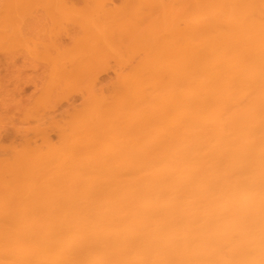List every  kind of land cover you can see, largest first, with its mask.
<instances>
[{
	"label": "bare ground",
	"instance_id": "1",
	"mask_svg": "<svg viewBox=\"0 0 264 264\" xmlns=\"http://www.w3.org/2000/svg\"><path fill=\"white\" fill-rule=\"evenodd\" d=\"M124 2L0 0L41 106L84 98L0 159V264H264V0Z\"/></svg>",
	"mask_w": 264,
	"mask_h": 264
},
{
	"label": "rangeland",
	"instance_id": "2",
	"mask_svg": "<svg viewBox=\"0 0 264 264\" xmlns=\"http://www.w3.org/2000/svg\"><path fill=\"white\" fill-rule=\"evenodd\" d=\"M70 1L77 4L78 6H83L85 4V0H70ZM106 1L109 4V6L112 5L113 7L118 6V5L122 6L125 3L124 2L125 0H106ZM39 13H42V12H39ZM41 16L43 17L44 15L41 14ZM39 17H40L39 15L36 16L35 18L36 20H34L36 24H33L34 23L33 19H32V22L28 23V27H29L28 32L30 33V31L35 30V34L34 32H32V34L35 35L34 38H37V35H38L37 33H41V35L43 34V36L39 34L41 37L40 40H44L46 37H47L46 39H48L49 37L48 34L52 27L51 25H48L49 23L47 24L46 18L43 17L39 19ZM38 21H41V23ZM68 25L69 24L65 25V27L63 28L65 30L62 31L60 35H58L59 36L58 40L61 41V44L64 46H70L73 39L77 37L78 34L80 33L79 32L80 29L77 26H74V24H71V23L69 26ZM70 26L71 27L73 26V28H71ZM45 28H46V31L48 30L47 32L46 31L44 32ZM77 29H78V33L74 32ZM65 31L68 33H66ZM72 33L76 35L73 36ZM63 34L70 36V37H65ZM33 36L31 35V37ZM70 38L72 40L69 43ZM21 51L19 49L17 51H7L9 53H6V51L0 52V159L5 158V156L7 157V155L9 157L11 155L12 149L20 148L21 146H23L24 142L26 143V141L28 142L29 140H32L33 138L34 139L32 141H29L30 143L35 144V145L41 144L42 140H41L40 135H38L39 130L46 129L48 135L51 132L50 134L54 136L53 137L51 135L49 136L51 139L53 138L52 141H54L55 136H56V139L54 141L56 142L58 139V136H57V132H55L54 129L52 128L53 124H56V122L57 123L60 122L62 119H65L64 118L65 116L68 117L72 113L69 111H73L74 108H80L84 103V98L83 99L81 98L83 97L81 96V93L77 91H73L74 93L73 92L72 93L70 92V94L68 93L69 96L68 95L65 97L60 96L59 100L57 101H55L56 99L53 100V102L49 104L51 105L49 106L50 110L48 106L47 108L44 106H41V103L39 102H41L40 100L42 98V94L44 93V89H45L44 87L47 86L46 85L48 84L47 80H49L48 78L51 74L49 72V75H48V70L51 71V69L47 68L48 64L46 61L41 60V62H39L40 60L38 59L35 60L34 57L32 59V57L30 56L28 52L26 53L24 52V50L22 52ZM113 63L114 62L110 64V67L108 68V70L102 71L101 72L102 74L99 75V78H100L99 81L103 86H107V85L109 86L111 83H113V81H116L117 79L116 72L118 68L115 63L113 66ZM101 80H103V82ZM44 84L46 86H44ZM31 108H33V110H31ZM68 112L70 113L69 115H68ZM41 113L43 116L41 115ZM26 115L31 116V118L33 117L35 118L29 119V116H26ZM50 115L55 117V120L54 118L52 119ZM34 119L35 120L37 119L40 121L36 122ZM44 120H46L45 121L46 123L43 122ZM63 121L64 120H62V122ZM42 122L46 126L42 125ZM37 125H40V126H37ZM35 126H37L38 128H36ZM29 129H31L32 131L33 129L35 130L32 132V131H29ZM26 131H29L30 134L29 132L27 133ZM23 135L26 137H23ZM36 137H38L37 138L39 139L38 141L37 139H35ZM25 138L29 140H25ZM34 140L36 141L34 142ZM7 147L8 149H6Z\"/></svg>",
	"mask_w": 264,
	"mask_h": 264
}]
</instances>
